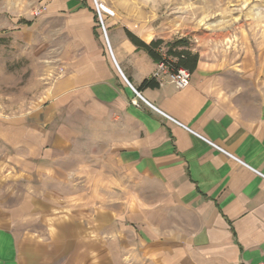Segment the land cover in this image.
Here are the masks:
<instances>
[{
  "label": "crops",
  "instance_id": "obj_1",
  "mask_svg": "<svg viewBox=\"0 0 264 264\" xmlns=\"http://www.w3.org/2000/svg\"><path fill=\"white\" fill-rule=\"evenodd\" d=\"M128 2L126 23L107 16V38L91 0L48 5L50 19L62 20L54 36L53 60L59 63L48 107L78 116L72 124L86 125L88 135H51L43 156L38 128L24 137L21 118L0 117V140L16 152L15 172L42 170L40 159L53 166L56 141H94L84 157L95 161L80 160L79 170L93 175L88 180L96 190H112L122 212L96 213L95 245L88 249L85 243L79 249L84 258L62 264H259L264 260V41L258 55L238 64L200 56L187 88L177 89L166 78L162 86L139 89L153 78L157 63L126 30L146 43L169 42L182 33L176 23L139 22L146 18L139 15L145 14L142 1ZM23 149L25 156L19 154ZM24 163L31 165L23 168ZM8 171L0 163V189ZM4 202L0 195V264H53L40 260L37 243L19 238L13 230L18 217ZM108 218L110 225L104 223ZM120 220L128 222L125 230L134 243H120Z\"/></svg>",
  "mask_w": 264,
  "mask_h": 264
},
{
  "label": "rangeland",
  "instance_id": "obj_2",
  "mask_svg": "<svg viewBox=\"0 0 264 264\" xmlns=\"http://www.w3.org/2000/svg\"><path fill=\"white\" fill-rule=\"evenodd\" d=\"M51 1L0 0V117L21 118L24 137L28 136L30 128H38L42 155L51 135L55 138H62L64 133L88 135L86 125L72 124L80 119L78 116L70 117L63 110L57 113L48 107V90L59 63L53 60L54 36L56 28L62 25V20L48 16ZM98 1L110 13H103L106 26L108 18L122 23L129 20L127 8L132 2L128 1L132 0ZM141 1L145 14L139 15L146 18L139 22L163 26L176 23L182 33L178 38H187L191 51L208 61L238 64L249 56L258 55L264 41V0ZM91 2L100 26L95 2ZM64 121L69 124L65 125ZM89 134L95 135L94 131ZM92 145L94 141L85 138H72L67 143L56 141L53 166H47V162L40 159L38 166L43 167L42 170L31 172L28 169L21 174L18 170L15 172L16 152L0 140V163L10 170L0 195L18 217L13 230L24 244L39 245L43 262L62 264L69 260L74 262L79 256L84 258L80 247L86 243L91 249L95 245L96 213L105 214L111 209L122 212L121 206L115 203L116 198L111 199L112 190H96L92 187L94 182L89 184L88 180L93 175L79 170L80 160L95 161L94 157H84L88 146ZM19 154L25 156L26 150ZM25 165L23 168H29L31 164ZM104 223L110 225L111 222L108 218ZM118 225L122 234L120 243H134V238L125 230L128 222L120 220ZM106 242L110 245L111 238L106 237ZM91 256V252L86 253L88 263Z\"/></svg>",
  "mask_w": 264,
  "mask_h": 264
},
{
  "label": "trees",
  "instance_id": "obj_3",
  "mask_svg": "<svg viewBox=\"0 0 264 264\" xmlns=\"http://www.w3.org/2000/svg\"><path fill=\"white\" fill-rule=\"evenodd\" d=\"M30 25V22L28 23ZM129 40L141 50H144L156 63H167L174 69L184 68L192 73L199 61V55L190 49L187 38H177L173 41L156 39L150 43L144 42L134 33L126 30ZM154 78L145 80L139 89L149 86H158Z\"/></svg>",
  "mask_w": 264,
  "mask_h": 264
},
{
  "label": "built area",
  "instance_id": "obj_4",
  "mask_svg": "<svg viewBox=\"0 0 264 264\" xmlns=\"http://www.w3.org/2000/svg\"><path fill=\"white\" fill-rule=\"evenodd\" d=\"M94 2L101 29L103 31V34L107 38V30L106 24L103 19V13H107L109 15L110 13L107 12L108 8L105 6H101L98 0H94ZM111 15H113V13ZM191 77L192 75L190 71L184 68L174 69L169 64L164 62L157 63V69L153 74V78L157 81L159 86H162L165 83L166 78H168L169 81L173 83L177 89L187 88L191 84ZM131 88L134 91L136 97L143 99L141 92H139L132 86ZM259 264H264V260Z\"/></svg>",
  "mask_w": 264,
  "mask_h": 264
}]
</instances>
